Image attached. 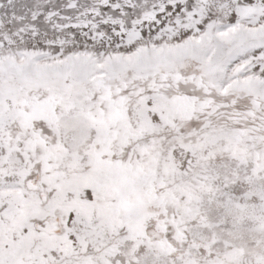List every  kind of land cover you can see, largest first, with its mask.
<instances>
[{"label": "snow or ice", "instance_id": "1", "mask_svg": "<svg viewBox=\"0 0 264 264\" xmlns=\"http://www.w3.org/2000/svg\"><path fill=\"white\" fill-rule=\"evenodd\" d=\"M0 264H264V0H0Z\"/></svg>", "mask_w": 264, "mask_h": 264}]
</instances>
